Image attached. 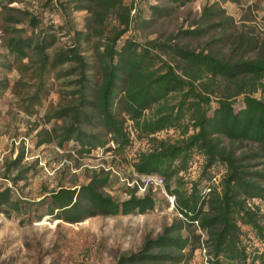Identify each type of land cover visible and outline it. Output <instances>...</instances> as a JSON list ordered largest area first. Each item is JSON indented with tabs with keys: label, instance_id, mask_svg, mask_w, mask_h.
<instances>
[{
	"label": "trees",
	"instance_id": "trees-1",
	"mask_svg": "<svg viewBox=\"0 0 264 264\" xmlns=\"http://www.w3.org/2000/svg\"><path fill=\"white\" fill-rule=\"evenodd\" d=\"M11 1L0 0V6ZM167 1L181 6L193 0ZM230 1L241 5L250 0ZM44 5L61 13L57 28L71 39L53 52L59 36L41 14L26 10L27 17H13V26L0 25L10 33L7 50L0 49V69H30L37 79L35 89L22 97L23 110L35 112L50 93L51 72L70 86L62 90L68 102L47 111L46 120L54 124L38 131V143L56 141L65 148L75 140L72 149L82 152L98 146L110 150L114 142L123 153L134 137L146 139L149 146L132 160L134 171L163 176L181 214L161 233L147 237L140 249L111 264H189L197 250L205 264H264V207L254 200L264 199V168L250 161L264 155V96L255 93L264 90V37L239 30L233 14L218 1L206 3L192 26L180 32L199 37L221 29L222 36L214 39L227 38L228 53L213 45L124 37L138 21L149 19L148 12L169 14L168 5L152 0H44ZM82 8L90 14L79 26L74 11ZM4 86H9L7 77L0 78ZM90 125L101 126L103 134L89 130ZM169 130L178 134H159ZM226 139H247L258 150L237 154ZM24 153L22 147L10 160L16 169L13 180L38 172L37 159L16 166ZM197 162V176L187 177ZM119 181L112 169L94 168L88 181L61 184L39 200L17 196L12 185H5L0 210L25 223L46 214L77 222L98 213H143L156 207L152 188L138 194L135 186L125 198L107 190Z\"/></svg>",
	"mask_w": 264,
	"mask_h": 264
},
{
	"label": "rangeland",
	"instance_id": "rangeland-1",
	"mask_svg": "<svg viewBox=\"0 0 264 264\" xmlns=\"http://www.w3.org/2000/svg\"><path fill=\"white\" fill-rule=\"evenodd\" d=\"M213 1L220 2L230 14H233L239 30L243 29L259 38L264 37V0H250L241 5L230 0H193L181 6L173 5L167 0H152L168 5L169 14L150 16L148 12L146 17L149 19L138 21L137 26L129 30L124 37L134 36L142 41L157 38L173 43L189 42L192 46L202 47L213 45L220 51L228 53L231 45L226 43L227 38L222 41L214 39L222 36L221 29L211 30L199 37H184L180 32L183 28L191 27L200 16L204 5ZM9 5L0 6L1 26L5 28L13 26V17H27L25 11L28 10L41 14L45 21L54 24L59 40L50 48L51 52L56 47L71 42L69 35L57 28L64 17L59 11L45 8L44 0H12ZM89 14L86 8L74 11L79 26L86 23ZM22 25L25 24L16 23L15 26ZM5 28L0 29L1 50H7L6 39L10 34ZM54 75L51 72L48 77L50 93L44 95L43 102L38 105L35 112L28 113L23 110L22 97L35 89L37 79L32 75V70L22 72L14 67L12 71L5 72L0 69V78L9 79V86L0 88V187L12 185L17 196L39 200L52 188L61 184L79 185L88 181L92 169L105 167L119 174L120 181L107 189L115 196L125 198L135 186H138L136 191L138 194H144L148 188H152L158 202L154 209L143 213L116 215L98 213L77 222L58 218L54 214H46L41 219L34 218L23 223L16 215L8 216L0 210V264H111L121 254L140 249L147 237L161 233L166 224L181 214L174 207L166 181L156 184L134 171L132 160L139 150L149 146L146 139L134 137L131 147L123 153L112 143L110 150L98 146L91 151L82 152L72 149L75 140L69 141L65 148L59 146L56 141L38 143L40 138L38 131L42 127L50 128L54 124V119L46 120L47 111L70 99L67 92L62 91L68 90L70 86L64 84L63 78L58 79ZM220 91L218 89L216 94ZM255 93L264 96L262 89ZM242 96L238 95L237 100H241ZM213 98L216 100L217 96L213 95ZM88 128L101 134L104 132L101 126L90 125ZM159 134L174 137L178 132L169 130ZM226 142L234 147L237 154L258 150V144L247 139L235 141L226 139ZM22 147L25 148L24 157L16 166L22 168L37 159L38 172L30 171L27 177L13 180L16 169L10 166V160L18 156ZM250 161L256 164V167L264 168V155L258 154ZM199 165L197 162L185 175L190 178L197 176ZM142 186L146 188H141ZM254 200L261 202L264 207V199ZM41 210L43 211L44 207H41ZM189 264H205L203 252L197 250Z\"/></svg>",
	"mask_w": 264,
	"mask_h": 264
},
{
	"label": "built area",
	"instance_id": "built-area-1",
	"mask_svg": "<svg viewBox=\"0 0 264 264\" xmlns=\"http://www.w3.org/2000/svg\"><path fill=\"white\" fill-rule=\"evenodd\" d=\"M112 144L114 145V142H112ZM147 179V181H150V182H154L156 184H162L164 183V177L161 176V175H157V174H146L144 175ZM147 185V184H146ZM141 188H146V186H142ZM173 204H174V201H175V195L171 194L169 195Z\"/></svg>",
	"mask_w": 264,
	"mask_h": 264
}]
</instances>
